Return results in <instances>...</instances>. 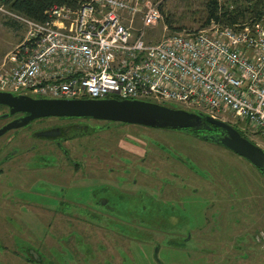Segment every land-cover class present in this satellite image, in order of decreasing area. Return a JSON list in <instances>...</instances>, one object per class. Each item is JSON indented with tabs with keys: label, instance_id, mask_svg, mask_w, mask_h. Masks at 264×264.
Listing matches in <instances>:
<instances>
[{
	"label": "built area",
	"instance_id": "obj_1",
	"mask_svg": "<svg viewBox=\"0 0 264 264\" xmlns=\"http://www.w3.org/2000/svg\"><path fill=\"white\" fill-rule=\"evenodd\" d=\"M160 3H55L44 20L10 11L27 32L0 70V89L176 102L231 121L264 142V5L218 0L221 18L155 39Z\"/></svg>",
	"mask_w": 264,
	"mask_h": 264
},
{
	"label": "flooded vegetation",
	"instance_id": "obj_2",
	"mask_svg": "<svg viewBox=\"0 0 264 264\" xmlns=\"http://www.w3.org/2000/svg\"><path fill=\"white\" fill-rule=\"evenodd\" d=\"M6 108L0 112V127L12 119L24 115V113H17L4 116L9 112V107L6 106ZM97 120L107 123L93 124ZM112 122L113 120L89 116H46L34 119L26 126L19 127L24 129L13 128L3 134H9L5 141L6 145L14 142L22 149L17 147L13 153L14 148L8 150L9 146L6 149L5 144L0 146V171L13 168L23 170L25 168L22 164L11 162L14 157H18L19 153L16 154V152L20 150H22L21 162L40 155L43 165L37 167L38 172L32 173L31 180L33 182L35 180L42 181L46 187L38 190L33 188V195L30 199H23L18 194L15 201L8 200L6 205L12 214L7 218L17 223H24L26 220L22 218L25 210L27 214L31 215V219L41 220L40 222L48 228V232L42 231V238H28L26 245L18 244L19 239L16 236L19 235L13 234L14 229L13 231L11 229L10 234L2 231L4 236L0 235V243L5 246L2 249H5L6 252L2 256L6 257L7 264H43L45 257L52 255L51 250L61 249L62 245L63 248L66 247L73 252L71 254L74 255L73 260L76 264H91L86 258L87 253L86 255L82 254L81 249L76 246L77 242L75 241L77 239L81 241L82 236L89 240L88 243L83 241V247L87 251H92V247L99 251L92 258V264L94 261L96 264H107L106 261H103L101 254L105 255V251H108L110 245H114L117 254L108 251L112 258L108 264H135L130 261H134V256L136 261L137 259L139 262L143 261L144 249L142 247L135 249V246L132 245L135 239L130 233L135 232H124L117 229L118 225L112 224L123 223L119 221L122 215L113 214L116 212L113 210L116 206H113L108 195L104 194L108 191L107 187H111V184L115 185L112 178L116 175H121L122 178L146 177L147 187L157 188L160 186L161 192L171 196L180 192L189 193L190 189H186L188 186H192L196 191L201 190L196 184L204 181L205 176L202 172L207 170L200 160H196L192 153L186 151L187 147H182L177 136L175 138L160 137V134L150 132V127L153 126L122 121H118L122 124L118 126ZM124 124L140 125L145 127V131L138 135L128 133L127 130L120 129ZM186 129L206 140L211 139L205 138V134L220 133L219 126L214 124H211L210 128L187 127ZM48 130H53V134H40V132ZM146 135L149 139L146 138ZM123 137L127 140H123ZM161 162H164L166 166H161ZM210 170L212 173L215 172L214 168H210ZM202 186L207 185L203 182ZM100 192L104 193L99 195ZM154 193H158V191ZM150 195L145 189L144 200L149 205L141 200V205L139 202L133 201L131 206H124V208L127 209L135 205L138 210L148 207L156 208V205H151ZM187 207L183 202H179L178 208L181 211ZM174 208L177 206L170 205L169 209L164 208L165 210L158 217V222L164 223L161 219L164 218L170 223L173 221L171 215H174L178 222V228H184L188 223L183 214L176 216L171 213ZM107 219L110 223L107 222ZM132 219H137V223L144 224L146 217L142 214ZM170 224L176 228L175 221ZM207 224L194 226V228L189 227L184 232L181 230L176 232V234L183 235L182 241L176 247L185 249L187 252L186 264H200L199 261L201 264H252V262L255 263L254 259L257 256L264 264V248L259 246V241L264 240V229L259 231L255 229L252 232L253 238L249 239L246 238L245 233H226L225 235L229 236V239L222 237L221 240H235V242L230 247H222L218 246L221 241L218 240L219 237L213 240V235L219 236L216 232L218 230H204ZM99 227L105 230L101 234L102 237L96 232ZM128 228L135 229L134 225ZM220 235L223 234L220 233ZM192 238L198 240L195 247L187 245V241ZM127 242L131 243L127 246ZM214 242L216 246H214ZM171 245L174 246L173 243ZM161 247L162 244L158 242L155 259L158 264H165L159 256ZM174 247H169L172 249L168 251L174 250ZM81 255H83L82 258H80Z\"/></svg>",
	"mask_w": 264,
	"mask_h": 264
},
{
	"label": "rangeland",
	"instance_id": "obj_3",
	"mask_svg": "<svg viewBox=\"0 0 264 264\" xmlns=\"http://www.w3.org/2000/svg\"><path fill=\"white\" fill-rule=\"evenodd\" d=\"M158 1H161L162 17L151 30V35L155 39L162 37L164 34L174 32L170 27V23L174 27H179L181 29L197 28L205 24L207 0H148L149 3ZM10 11L12 10H10L8 3L4 0H0V70L3 68V64L6 62L10 51L23 40L27 32V25L25 22L11 14ZM141 19L142 18L138 16L136 23L140 24ZM171 105L181 107V105L176 102H171ZM6 109V106H3L0 108V112ZM97 121L93 124L107 123L106 121ZM229 122L234 124L231 121ZM112 124L118 126L122 125L118 121H113ZM144 128L145 127L135 124H124L123 127H120L122 130H127L128 133H136L137 135L144 132ZM150 132H156L161 135L160 137L175 138L177 136L182 147H187L186 151L192 153L196 160H200V162L203 163V167L207 170H202L204 171L202 174L205 176L203 182L207 186H202L203 182H201L196 184L201 189L199 191L193 189L192 186H188L186 189H190L189 193L180 192L175 194V196H171L161 192L159 190L160 186H157V188L147 187L146 184L148 185V180L146 177L139 178L138 176H130L128 178H122L121 175H116L112 178L114 179L115 185L111 184V187L106 188L108 191L105 190L107 193L100 192L99 195L101 193L107 194L111 204L116 206L113 208V210L116 211H113V214L122 215L119 221L123 223L112 224L118 225L117 229L123 230L124 232H135L130 233L135 239L132 245L135 246V249L137 247H142L144 249L145 255L143 261L139 262L138 259L136 261V257L134 256V261L130 260L132 263L158 264L155 259V249L157 243L160 242L162 247L159 256L165 264H186L188 260L187 252L185 249L182 250L176 247V245L182 241L183 235L176 234V232L180 230L184 232L189 227L194 228V226L197 227L208 223L204 227V230H218L216 232L219 236L213 235V240L217 237H219L218 240L223 238L229 239V236L225 234L230 232L245 233L246 238L249 239L253 238L252 232H254L255 229L258 231L264 229V173L257 166L232 149L211 140L201 139L195 135L196 133L186 128L150 127ZM8 135L0 137V146L6 145L5 141ZM99 137H101V134H99ZM146 138H148L147 135ZM122 139L127 140L125 137ZM103 141L104 139L102 142ZM258 144L264 148V142H258ZM7 146H9L8 150L14 148L13 153L16 151L17 147L21 148V146L14 142L7 144L5 149ZM17 153H19L18 157H14L11 162L14 164H22L25 168L20 170L15 166L18 170L13 168L0 171V235L4 236L1 233L2 231L10 234L11 229L12 231L14 229L13 234L19 235L16 236V238L19 239L18 244L26 245L28 238L37 237V239H40L43 236L42 231L48 232V228L40 222L41 220L31 219V215L27 214L25 210V214L22 218L26 220L24 221L25 224L8 219L7 216L12 214V212L6 205L8 203L7 201H15L18 194H20V197L23 199H30L33 195V188L38 190L46 187L44 186L45 183L42 181L35 180L33 182V180H31L32 173L38 172L39 169H37V167L43 165L41 163V156L37 155L30 160L22 161V163L20 158L22 150L16 152V154ZM160 165L166 166L164 162H161ZM210 168H214L215 172L212 173ZM139 172L142 173L141 171ZM214 177L216 181H214ZM145 189L148 194H151V205H156V208L148 207L138 210V208H135L136 205L127 209L124 208V206H131L133 201L139 202L141 205V200H144L145 197ZM155 191H158V193H154ZM179 202H183V204L188 206L187 209L181 211V209L178 208ZM144 203L149 205L145 200ZM170 205L177 206L171 213L176 216L179 214L184 215L185 221L188 223L184 228H178V222L177 219L174 218V215H171L173 221L170 223L175 221L177 223L176 228L172 227L164 218H161L164 223L158 222V217L165 210L164 208L169 209ZM150 211L151 214H149ZM142 214L146 217L144 224L137 223V219H132ZM107 222L110 223L109 219H107ZM132 225H134L135 229L131 228L133 230H130L128 227H132ZM97 229V234L102 237L101 234L105 230L100 229V227ZM220 233L223 235H220ZM83 241L89 242L87 237L82 236L81 241L79 239L75 241L77 242L76 246L81 249L82 254L86 255L87 253L86 258L92 264V258L99 251L95 248L93 249V247L92 251H87L83 247ZM234 242L235 240H221L218 246L230 247ZM259 242V246L264 248V240ZM130 243L131 242H129L127 246ZM172 243L175 247L171 245ZM197 243L198 240L195 238L187 241V245L191 247H195ZM213 244L216 246L215 242ZM3 246L4 245L0 243V264H7L8 261L6 257L2 256V254L6 252L5 249H2ZM61 247L62 248L58 250H51L52 255L45 257L43 264H70L71 261L72 264H76L73 260L74 255L71 254L73 252L66 247L63 248V245ZM169 247H174V250L168 251L172 249ZM107 250L116 252L117 254L114 245H110ZM108 251H105V255L101 254L103 261H106L107 264L111 258ZM82 256L83 255H81L80 258H82ZM118 258L117 256V259ZM254 260L255 263L252 262V264H263L258 256ZM198 263L201 264V261ZM93 264H96L95 261Z\"/></svg>",
	"mask_w": 264,
	"mask_h": 264
},
{
	"label": "water",
	"instance_id": "obj_4",
	"mask_svg": "<svg viewBox=\"0 0 264 264\" xmlns=\"http://www.w3.org/2000/svg\"><path fill=\"white\" fill-rule=\"evenodd\" d=\"M0 105L9 107V112L4 116L24 113L1 126L0 136L10 129L26 126L34 119L46 116H89L167 128L203 129L214 124L219 126L220 133H207L205 138L232 149L264 171V148L261 145L245 136L229 121L201 111L147 99L47 97L3 89H0ZM40 134L51 135L53 130Z\"/></svg>",
	"mask_w": 264,
	"mask_h": 264
},
{
	"label": "trees",
	"instance_id": "obj_5",
	"mask_svg": "<svg viewBox=\"0 0 264 264\" xmlns=\"http://www.w3.org/2000/svg\"><path fill=\"white\" fill-rule=\"evenodd\" d=\"M8 3L10 10L26 15L28 17L44 20L47 17L46 10L55 3L77 5L80 0H4ZM264 5V0H259V5ZM206 21L207 24L212 18H221L218 13V0L206 1ZM172 31L182 30L179 27H174L170 23ZM171 105V104H170ZM2 106V105H0ZM236 126V125H235ZM237 127V126H236ZM239 129V127H237ZM245 136L248 137L242 130H240ZM261 170V169H260ZM263 173L264 171L261 170Z\"/></svg>",
	"mask_w": 264,
	"mask_h": 264
}]
</instances>
